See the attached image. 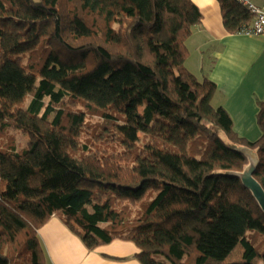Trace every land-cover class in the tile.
Returning a JSON list of instances; mask_svg holds the SVG:
<instances>
[{"label": "trees", "instance_id": "1", "mask_svg": "<svg viewBox=\"0 0 264 264\" xmlns=\"http://www.w3.org/2000/svg\"><path fill=\"white\" fill-rule=\"evenodd\" d=\"M216 1L227 33L250 24L235 0ZM201 22L192 0H0V127L29 136L0 147V264H50L38 230L52 215L89 250L133 242L141 264H264L239 149L255 151L264 191V105L255 142L212 106L215 84L185 68ZM77 101L123 151L80 142Z\"/></svg>", "mask_w": 264, "mask_h": 264}, {"label": "crops", "instance_id": "2", "mask_svg": "<svg viewBox=\"0 0 264 264\" xmlns=\"http://www.w3.org/2000/svg\"><path fill=\"white\" fill-rule=\"evenodd\" d=\"M251 1L264 8V0ZM192 2L202 14V22L192 28L186 41L185 68L197 80L215 84L212 106L228 113L236 135L255 142L261 136L257 115L260 104L264 105V35L227 33L216 0ZM239 149L257 163L251 149ZM38 237L50 264H141L133 242L115 239L89 250L58 215H52L38 230Z\"/></svg>", "mask_w": 264, "mask_h": 264}, {"label": "rangeland", "instance_id": "3", "mask_svg": "<svg viewBox=\"0 0 264 264\" xmlns=\"http://www.w3.org/2000/svg\"><path fill=\"white\" fill-rule=\"evenodd\" d=\"M47 101V100H46ZM29 103V100L26 101L24 104V107ZM67 109L83 112L84 114V124L85 126L82 128V133L80 135V142L82 144H86L90 150L92 151H100V152H106V153H112V152H121L123 151V148L119 146L118 143L107 139V138H98V132L100 131V125L102 123V119L99 116H95L93 113L88 112L86 107L83 103L80 101L77 102H69L66 104ZM29 141V136L25 134L23 131L16 129L14 126H8L6 128L0 127V147L5 146L9 144L10 142H13L16 149L20 150L24 147H26L27 143ZM142 145V141L139 142V147ZM245 148V147H242ZM251 152L254 153V156L256 158V153L254 150L251 149ZM249 163L244 168V170L241 172L240 176L242 177V180L245 184H252L251 180H254L252 178L251 172L253 168L256 166V162L254 163L253 160L250 158L249 155ZM254 163L253 168H251L252 164ZM255 181V180H254ZM144 199H147L144 198ZM128 209L131 218H135L138 216L141 212V203H135V204H128Z\"/></svg>", "mask_w": 264, "mask_h": 264}, {"label": "built area", "instance_id": "4", "mask_svg": "<svg viewBox=\"0 0 264 264\" xmlns=\"http://www.w3.org/2000/svg\"><path fill=\"white\" fill-rule=\"evenodd\" d=\"M237 3L246 8L251 14V22L244 27L240 33L249 36L264 35V8L256 6L251 0H235Z\"/></svg>", "mask_w": 264, "mask_h": 264}, {"label": "water", "instance_id": "5", "mask_svg": "<svg viewBox=\"0 0 264 264\" xmlns=\"http://www.w3.org/2000/svg\"><path fill=\"white\" fill-rule=\"evenodd\" d=\"M251 183L252 184H248V185L246 184V186L251 190L254 198L256 199L260 208L264 212V191L256 181L251 180Z\"/></svg>", "mask_w": 264, "mask_h": 264}]
</instances>
